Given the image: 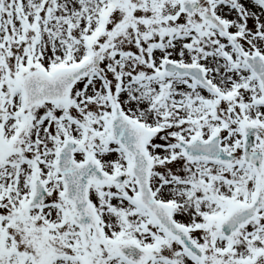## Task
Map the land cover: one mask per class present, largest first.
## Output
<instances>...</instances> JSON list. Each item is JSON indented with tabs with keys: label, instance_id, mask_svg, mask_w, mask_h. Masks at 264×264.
I'll return each instance as SVG.
<instances>
[{
	"label": "snow or ice",
	"instance_id": "1",
	"mask_svg": "<svg viewBox=\"0 0 264 264\" xmlns=\"http://www.w3.org/2000/svg\"><path fill=\"white\" fill-rule=\"evenodd\" d=\"M0 264H264V0H0Z\"/></svg>",
	"mask_w": 264,
	"mask_h": 264
}]
</instances>
